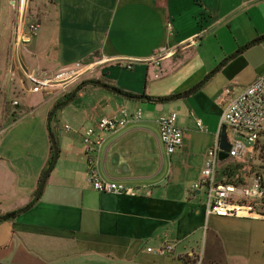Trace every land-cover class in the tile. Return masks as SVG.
Segmentation results:
<instances>
[{"label":"crops","instance_id":"1","mask_svg":"<svg viewBox=\"0 0 264 264\" xmlns=\"http://www.w3.org/2000/svg\"><path fill=\"white\" fill-rule=\"evenodd\" d=\"M41 1L44 7L31 20L39 25L38 43L18 48V67L38 70L30 53L47 27L42 71L56 75L86 66L96 71L57 95L41 92L44 100L36 110L42 115L29 123V129H40L35 139L25 130L7 136L19 121L6 130L0 118V211L21 214L0 223V264H197L204 241L212 263L217 258L210 247L219 242L229 257L245 258L230 264H264V218L206 216L203 193H189L206 152L220 138L224 107L264 75V0ZM163 48L170 52L157 71L145 61ZM225 90L232 95L223 99ZM11 92L35 94L22 75ZM74 92L49 122L52 107ZM175 96L180 98L157 102ZM123 108L141 109V120L103 134L95 157L100 177L134 189V197L92 190L81 138L86 128ZM171 113L185 136L181 149L169 156L156 121ZM48 126L57 133L56 164L38 201L18 213L34 200L48 167ZM164 245L172 247L170 255L146 251Z\"/></svg>","mask_w":264,"mask_h":264},{"label":"built area","instance_id":"2","mask_svg":"<svg viewBox=\"0 0 264 264\" xmlns=\"http://www.w3.org/2000/svg\"><path fill=\"white\" fill-rule=\"evenodd\" d=\"M26 26L28 29L26 30ZM39 25L31 23L27 25L22 21L19 23L18 32L14 37V45L18 48L28 44L37 33ZM167 29L171 32V25L167 23ZM264 49V45H263ZM170 51L166 48L158 50L145 62L160 71L163 58ZM133 63H128L126 68L131 70ZM93 71V66H86L76 72H65L48 77L44 71H28L27 69L10 67V77L22 75L23 79L30 85V92H43L52 94L63 89H52L50 82H72L87 71ZM159 74L155 78H159ZM66 84V85H67ZM232 95L225 90L222 98ZM17 106L16 102L12 103ZM142 118L141 109L132 113L126 109H120L112 116L101 118L95 126L86 128L82 133V145L84 156L88 165V182L97 193L111 194L115 196H136L132 188L122 184L103 180L97 170L96 152L103 145V134H117L124 131L129 124L137 123ZM159 131V142L167 155H173L181 149L184 141V130L177 124V116L174 113L161 116L156 121ZM197 128L201 130V123L197 121ZM226 127L228 142L231 146L228 153L229 160H236L252 154L254 147L264 135V75L259 77L253 84L245 88L240 94L233 95L224 107L220 120V128ZM65 129H69L68 126ZM219 140L205 154L204 166L200 172L197 182L190 187L189 193L195 195L202 192L205 199L206 216L218 218H256L263 219L256 212V207L264 200V191L259 177H252L246 185L224 184L218 181L217 171L219 160ZM148 253L157 256H167L172 253L170 245H164L159 249L147 248Z\"/></svg>","mask_w":264,"mask_h":264},{"label":"rangeland","instance_id":"3","mask_svg":"<svg viewBox=\"0 0 264 264\" xmlns=\"http://www.w3.org/2000/svg\"><path fill=\"white\" fill-rule=\"evenodd\" d=\"M43 3L44 2L41 0H0V118L3 121V124L1 125L3 128L9 129L12 127L13 123L19 121L18 124L16 126L14 125L11 131L8 132L7 136L25 130V132H28L26 134L29 137L35 139V136L40 131L39 127L37 129H29V123L32 119L39 118L40 115H42L41 110H36V106L44 100V94L41 92H36L37 94H21L20 97H16L15 94L11 92V86H13L17 77H10L9 75L10 67H15V65L18 66V63L16 62V51L18 50V47L14 45V37L18 32L20 20L22 18V21L27 25L31 24V20H34V17L38 15L41 6L44 7ZM27 29L28 27L26 26V30ZM42 30L43 36L40 39L41 44H37L35 48L36 50H34L33 53H30L35 56V63L38 64V70L36 71L39 72H42L44 69V53H47L48 46L46 43L47 37L44 34L47 30V27H44ZM38 33L39 29L35 36L31 38L32 44L38 43V38H35ZM28 70L32 71L33 68H29ZM68 70L71 71L72 69ZM95 71V69H93V71L88 70L76 80H73L69 84L65 85L63 89H59L50 95H57L59 92L66 91L69 86L76 87L81 82L94 78ZM53 75H55V73H52V71L48 73V77ZM17 99L19 101V106H13L12 103L17 101ZM56 106L57 104L52 107L51 111L54 110ZM56 116L58 117V111L56 112ZM9 125L10 127L8 128L7 126ZM54 136L57 143L58 138L56 132H54ZM261 138L262 139L259 141V143L254 147L252 154L246 155L241 159L232 160V162L240 164V171L260 173L264 181V135ZM228 162L229 159L218 162L217 174L220 172L221 175L222 168ZM24 209H21V211ZM4 214L5 213L0 211V215ZM20 215L21 214H18L14 219L7 222L12 223L16 221ZM205 225L204 232H206V229L210 227L209 222H206ZM221 247L222 246L219 242L213 247H210V250H213L217 258V260L213 261L212 263V261H209V255L207 254L209 244H207V241H204L203 245L201 244L200 246V260L197 262V264H230L231 259H234V262H237V260L243 261L245 259L244 257H237L235 255H232L233 257H229Z\"/></svg>","mask_w":264,"mask_h":264},{"label":"trees","instance_id":"4","mask_svg":"<svg viewBox=\"0 0 264 264\" xmlns=\"http://www.w3.org/2000/svg\"><path fill=\"white\" fill-rule=\"evenodd\" d=\"M93 83V82H92ZM85 83H83L82 85H80L78 87V90H80L82 87H84ZM106 89L110 90L111 91V87H108L106 86ZM117 90V89H116ZM119 94L121 96H123L124 98L126 99H130L132 100L133 99V96L131 94H128V93H125L123 91H120L118 90ZM190 92V91H189ZM194 92V91H193ZM192 92V93H193ZM187 94V93H186ZM185 94V95H186ZM184 96V95H182ZM70 97V95L68 96H65L61 101H59L57 103V105H61L62 103H64L68 98ZM180 98V96H175V97H170V98H158L157 99V102H165V101H168L170 99H175V98ZM138 98V97H137ZM144 98V97H143ZM60 108V107H59ZM55 117H56V112H54L52 114V111L49 115V122H54L55 120ZM48 130L51 131V133L54 135L52 129L50 128V126H48ZM55 137V136H54ZM51 156H50V160H49V163H48V167L47 169L49 168V166L51 165V161H52V156H53V152H52V148H51V152H50ZM44 170V172L42 173V176L44 175V173L47 171ZM240 164L239 163H234L232 162V160H229V162L222 168V171H221V175H220V172L217 174V179L219 182L221 183H224V184H233V185H240V186H243V185H246L247 182L249 181L250 178L256 176V177H259L261 179V185H262V189L264 191V181L262 179V176L260 173H254V172H249V171H240ZM41 176V178H42ZM40 178V179H41ZM36 194V193H35ZM35 197V196H34ZM32 203V202H31ZM30 203V204H31ZM29 204V205H30ZM28 205V206H29ZM256 212L258 214H261L263 217H264V200L262 201L261 204H259L256 208ZM17 216V213L16 212H12V213H6L4 215H0V222H6V221H9V220H12L14 219L15 217Z\"/></svg>","mask_w":264,"mask_h":264},{"label":"water","instance_id":"5","mask_svg":"<svg viewBox=\"0 0 264 264\" xmlns=\"http://www.w3.org/2000/svg\"><path fill=\"white\" fill-rule=\"evenodd\" d=\"M98 85L101 86L100 83H98ZM198 87L192 89L190 92H188L184 96L190 95ZM113 92L114 93H118L117 91H113ZM75 93L76 92L72 93L71 96L64 103H62L61 105H57L54 108V110H52V114L55 111H57L59 109V107L67 104L68 102H70L74 98ZM184 96H182V97H184ZM48 135H49V138H50L51 148H52V152H53L51 165L49 166V168L47 169V171L44 173V175L42 176V178L39 181V184H38V187H37V190H36V194H35L34 200L32 201V203L28 207H26L24 210L20 211L19 213H22V212L26 211L28 208H30L31 206H33L38 201V199H39V197H40V195L42 193V190L44 188L45 182H46L49 174L51 173L54 165L56 164V161H57V158H58V147H57L56 139H55L54 135L51 133L50 130H48ZM230 148H231V146H230V144L228 142L226 127H222L221 133H220V138H219V150H220L219 160L220 161H225V160L228 159V153L230 151Z\"/></svg>","mask_w":264,"mask_h":264}]
</instances>
